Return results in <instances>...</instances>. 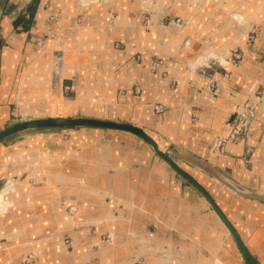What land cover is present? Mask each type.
Listing matches in <instances>:
<instances>
[{
  "label": "crops",
  "instance_id": "0c3cea01",
  "mask_svg": "<svg viewBox=\"0 0 264 264\" xmlns=\"http://www.w3.org/2000/svg\"><path fill=\"white\" fill-rule=\"evenodd\" d=\"M148 2L186 24L183 30L145 29L139 12ZM255 6L0 0V125L14 106L41 118L138 125L207 191L264 264V4ZM232 10L263 12L245 20L256 24L253 40L242 36ZM237 45L242 59L224 68L216 87L189 63L213 46L232 60ZM155 57L162 64L152 66ZM52 59L54 84L46 80ZM248 105L254 117L244 139L215 153V136ZM73 127L68 143L56 127L0 140V184L15 181L0 187V211L9 207L0 213V264H248L198 189L141 137Z\"/></svg>",
  "mask_w": 264,
  "mask_h": 264
},
{
  "label": "rangeland",
  "instance_id": "374dc122",
  "mask_svg": "<svg viewBox=\"0 0 264 264\" xmlns=\"http://www.w3.org/2000/svg\"><path fill=\"white\" fill-rule=\"evenodd\" d=\"M156 1H158V0H153V2H156ZM263 4H264V0H255V5H256L255 8H256V10L259 11L260 8H263ZM149 5H150V3L148 5L144 4L142 6L140 12H139L140 13L139 14L140 24L145 29H148L149 27H168V28L169 27H173L174 29H177L179 31L183 30V28H184V26L186 24H181L180 26H178L176 24H173L171 22V20H172V18L174 16L157 14L154 11L151 10V8L152 9L154 8L152 6V4L150 6ZM143 9H144V11H142ZM247 13L248 12H246V14H244L243 12H238V11L232 10L231 12H229L228 16L230 18H232L240 26L239 27V31H241L242 36H245V38L248 39V40H253L254 36H255L254 34H255V25L256 24L254 22H250L247 25L245 20H249L248 17H251V18L259 17V19H260V17L263 15V12L260 11L258 13H252L250 15H249V13L248 14ZM146 20H149L148 23H146ZM252 23H254V24H252ZM215 48L216 47L213 46L212 48L205 49L203 52L201 51L200 53H198L193 58V60H191L189 62L191 64V66H195V68L197 70L196 73H197L198 77H200L201 79L205 77L207 79V81H208V85L211 88L213 86L214 87L217 86V82L220 81L221 76L225 77V75H224L225 71H223L224 68H227L228 66H232V67L233 66H237L239 61H241V59H242V54H241V57L238 59V62H235V58L233 56H232L233 59L231 60V59L227 58L225 56V54H223L221 52H217V50ZM240 48H242V46L237 45L236 48L231 53L233 54L236 51L239 52ZM155 60L158 61V60H161V59L155 57L153 62H152V66L155 65L154 64ZM161 62H162V60H161ZM52 64H53V59H52L51 64H50L51 66H50V69H49V76L46 77V80L50 79V81L53 83L56 80V77L50 76V73L52 72V70L54 68L52 66ZM160 64H162V63H160ZM206 65L209 66V67H206ZM205 68H207L209 70H205ZM54 75H55V73H54ZM67 91H68V89H65L63 87L61 89L60 94L65 95V94L68 93ZM14 107H12V109H11V120L8 123L4 124V125H0V129L5 128L9 124H13V123H16V122L21 121V120L41 118L38 113H31V112H28V111H25V110H21L19 107H16V106H14ZM116 121H120V120H116ZM72 127H64L65 130H62L63 126H62V128L61 127H56L60 131L61 130L65 131L63 133V136H64L63 139L65 141H67V143L70 140L69 139V135H68L67 132L70 131L72 133L73 131L71 129L75 128V127H73V128ZM56 128L53 130V132H55L57 130ZM102 130L106 131V129H102ZM24 131H29V130H24ZM24 131H20V132H24ZM10 180H11V182H15L14 180H12L10 178H5L1 182V184H0L1 186L0 187L1 188L4 187L6 185V183L9 182ZM8 208H5L4 211L3 210L0 211V213L6 212L8 210Z\"/></svg>",
  "mask_w": 264,
  "mask_h": 264
},
{
  "label": "water",
  "instance_id": "95a60500",
  "mask_svg": "<svg viewBox=\"0 0 264 264\" xmlns=\"http://www.w3.org/2000/svg\"><path fill=\"white\" fill-rule=\"evenodd\" d=\"M58 126L60 127L61 126H95V127H103V128H113V129L125 130L141 137L148 145L151 146L152 150L156 154H158L161 158H163L178 174L183 176L186 180H188L193 186H195L198 189V191L207 200V202L210 204V207L216 212L222 223L230 232L234 242L236 243L237 247L239 248L246 262L248 264H258V262L252 257V255L247 250L246 246L240 239L233 225L222 213V211L219 209V207L213 201V199L210 197L207 191L190 174H188L178 164H176L168 156V154L159 147L158 143L144 129H142L138 125L132 123H126V122L100 119V118H91V117L35 118V119L21 120L11 124L10 126L4 129H1L0 140L14 132H18L26 129H33L39 127H58ZM231 185L234 187V189L240 190V188L235 184H231ZM253 195H259V194L257 192H253Z\"/></svg>",
  "mask_w": 264,
  "mask_h": 264
},
{
  "label": "built area",
  "instance_id": "2783aa9c",
  "mask_svg": "<svg viewBox=\"0 0 264 264\" xmlns=\"http://www.w3.org/2000/svg\"><path fill=\"white\" fill-rule=\"evenodd\" d=\"M152 2V0H151ZM150 3V2H149ZM148 3V4H149ZM144 11V9L142 10ZM149 20H146L148 23ZM171 22L180 26L183 24L178 18L172 19ZM243 49L240 48V51H236L232 54L235 58V62H238V59L241 57ZM161 60H155V65L160 64ZM206 67H209L206 65ZM154 110L160 111L163 109V104H154ZM254 117V108L253 105L242 106L239 109L235 110L231 119L228 121L226 128L215 136L213 151L215 153H221L227 142H240L246 136L248 131V127L253 120ZM33 259L32 254L27 255L23 260L24 262H28ZM140 261V258L137 259ZM138 264V263H137Z\"/></svg>",
  "mask_w": 264,
  "mask_h": 264
},
{
  "label": "bare ground",
  "instance_id": "6f19581e",
  "mask_svg": "<svg viewBox=\"0 0 264 264\" xmlns=\"http://www.w3.org/2000/svg\"><path fill=\"white\" fill-rule=\"evenodd\" d=\"M9 194H10V193H9ZM0 196H1V194H0ZM8 204H9V203H8ZM8 204H7V205H8ZM7 205H6V207H7Z\"/></svg>",
  "mask_w": 264,
  "mask_h": 264
}]
</instances>
